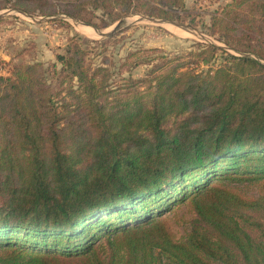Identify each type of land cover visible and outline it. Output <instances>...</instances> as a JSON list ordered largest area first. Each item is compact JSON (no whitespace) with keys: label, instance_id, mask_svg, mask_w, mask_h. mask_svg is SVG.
Listing matches in <instances>:
<instances>
[{"label":"trees","instance_id":"16d2710c","mask_svg":"<svg viewBox=\"0 0 264 264\" xmlns=\"http://www.w3.org/2000/svg\"><path fill=\"white\" fill-rule=\"evenodd\" d=\"M1 4L99 31L187 23L228 49L138 57L145 76L118 83L85 41L49 65L0 58V264H264V0H229L208 24L186 0ZM176 203L195 217L181 239L163 216Z\"/></svg>","mask_w":264,"mask_h":264},{"label":"rangeland","instance_id":"374dc122","mask_svg":"<svg viewBox=\"0 0 264 264\" xmlns=\"http://www.w3.org/2000/svg\"><path fill=\"white\" fill-rule=\"evenodd\" d=\"M228 2L229 0H186V5L196 12L197 21L208 24L210 14ZM0 19H3L0 20L1 60L9 64L42 62L49 65L56 61L57 54L64 53L71 40L85 41V48L89 50L94 66L109 67L113 73L112 79L117 83L123 78L139 79L145 76L149 68L147 65H137L138 57H149L152 63L165 60L175 65L188 62L191 59L189 53L199 44L214 43L228 49L200 26L194 28L187 23L183 24L186 31L168 23L141 19L139 15L124 18L121 28L108 37L101 36L97 32L99 30L92 26L64 16L27 15L14 9H0ZM117 23L100 32L110 33ZM81 25L93 28L97 34L85 35L79 29ZM8 68L7 65L3 73ZM238 189L247 196L257 195L256 186L240 185ZM163 216L172 219L178 239L187 235L195 218L186 204L181 203L166 210Z\"/></svg>","mask_w":264,"mask_h":264},{"label":"water","instance_id":"95a60500","mask_svg":"<svg viewBox=\"0 0 264 264\" xmlns=\"http://www.w3.org/2000/svg\"><path fill=\"white\" fill-rule=\"evenodd\" d=\"M141 19H146V20H149V21H157V22H161V23H168V24H171V25H174L176 27H179V28H182L184 30L187 31V28L186 26H184L183 24L181 23H178V22H170V21H165V20H158V19H153V18H148V17H145V16H140ZM124 19L120 20L117 24H116V27L113 31H111L110 33H102L100 31H97L101 36H105V37H108L110 35H112L115 31H118L121 26L124 24Z\"/></svg>","mask_w":264,"mask_h":264},{"label":"bare ground","instance_id":"6f19581e","mask_svg":"<svg viewBox=\"0 0 264 264\" xmlns=\"http://www.w3.org/2000/svg\"><path fill=\"white\" fill-rule=\"evenodd\" d=\"M79 29L87 36H93L95 34H97V32L95 33L94 29L85 25H81L79 26ZM184 33V31H183Z\"/></svg>","mask_w":264,"mask_h":264}]
</instances>
